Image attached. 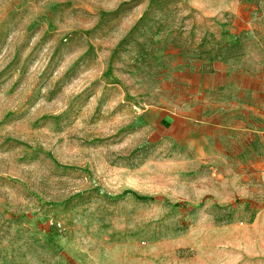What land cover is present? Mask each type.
I'll return each instance as SVG.
<instances>
[{
  "label": "rangeland",
  "instance_id": "obj_1",
  "mask_svg": "<svg viewBox=\"0 0 264 264\" xmlns=\"http://www.w3.org/2000/svg\"><path fill=\"white\" fill-rule=\"evenodd\" d=\"M0 264H264V0H0Z\"/></svg>",
  "mask_w": 264,
  "mask_h": 264
}]
</instances>
